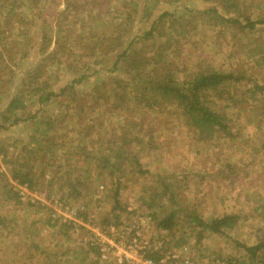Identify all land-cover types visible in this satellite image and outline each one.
Wrapping results in <instances>:
<instances>
[{"label": "rangeland", "instance_id": "1", "mask_svg": "<svg viewBox=\"0 0 264 264\" xmlns=\"http://www.w3.org/2000/svg\"><path fill=\"white\" fill-rule=\"evenodd\" d=\"M135 1L0 0V264H92L101 253L107 257L105 264H119L116 259L123 249H116L115 241L130 239L137 231L140 240L149 244V256L165 254L163 247H171L181 258L196 263L242 259L243 245H254L264 237V150L260 149L264 91L256 92L253 85L264 83V25L238 31L236 25L214 20L212 16L218 14L213 11L187 17L192 25L197 23L196 29L181 38L180 52L169 57L177 63L178 80L206 69L245 72L247 79L224 86L223 93H210V104L230 128L206 137L186 123L175 101L148 90L143 95L140 78L124 72L122 61L118 69L113 66L117 57L110 45L118 46L115 28L125 21L124 9L136 11L138 19L128 25L124 47L152 43L139 41L152 18L146 20V9ZM163 1L150 3V9L156 7L154 16L170 8ZM217 1L181 0V4L198 11L217 8ZM240 9L261 19L264 0H240ZM44 35L49 41H44ZM133 37L138 38L129 43ZM82 74L75 100L58 97L49 104L39 102L37 84L46 81L58 93ZM23 86L24 108L16 113L22 119L4 121L6 107ZM28 90L32 95H27ZM81 103L83 110L78 109ZM35 112L36 118L26 119ZM47 118L56 123L53 128L46 126ZM87 124L94 127L82 139L80 129ZM45 135L58 136L60 144L48 145ZM122 138L124 148L119 147ZM81 146L93 147L94 154H77ZM107 147H111V160L102 167ZM119 148L122 155L117 158L112 149ZM44 154L48 165L42 166ZM22 165L41 173L34 190L13 177L12 166ZM161 177L171 185L168 191ZM20 187L31 194L23 195ZM32 195L36 202H31ZM51 195L85 207L79 220L94 221L85 241L63 236L59 226L53 229L57 221L53 209L44 205ZM173 198L205 221L224 214H238L240 219L233 229L207 230L198 240L180 212L178 224L162 230L152 213L161 205L170 212L171 204L175 207ZM111 225L116 226L114 231Z\"/></svg>", "mask_w": 264, "mask_h": 264}, {"label": "trees", "instance_id": "2", "mask_svg": "<svg viewBox=\"0 0 264 264\" xmlns=\"http://www.w3.org/2000/svg\"><path fill=\"white\" fill-rule=\"evenodd\" d=\"M38 1L39 0H33V3L38 4ZM151 2L152 0L135 1L136 6L141 5V7L146 9V13H144L146 20H150L152 18L149 29L144 30L141 34L142 36L139 37V41H151V47L149 45L142 46L141 48L134 47L133 45L127 48L124 47L123 39L130 33L128 25L130 23L134 24L136 21H138V19L134 16L136 11L132 12L131 10L124 9L123 14L125 15V21L118 23L115 28V31L117 32L115 33L114 39L117 41L118 46L117 44L114 46L110 45V52L116 50L115 56L117 58L113 66L118 69V64L122 61L124 64V72L130 74L132 79L140 78L143 87L140 88L139 91L143 95H145L148 90V92H150L153 96H161L163 99H167L168 101H175L183 109V112L187 117L186 123L190 126L196 127L201 132L200 134L210 137L213 136L214 133L229 130L230 127L225 123L224 116L213 109L212 105L210 104V93L217 92L220 94L223 90L221 88L224 86L247 80L246 73L221 72L214 69H206L190 73L189 75H186L184 80L179 81L176 76L177 63L169 57L172 53L176 55L175 51H178V53L180 52L183 46L181 38L184 37L185 34L187 35L196 29L197 23L192 25V22L187 20L189 15L195 16V13L203 14L208 13V11H213L218 14L217 16H212L214 20H221L224 23L236 25L238 27V31H243L246 28L252 30L259 25H264V16L262 15L261 19L257 20L251 17V14L245 15L244 10H238L240 0H218L217 8L210 10L199 9L198 11L188 8L186 5H182L181 0H166L163 1L166 2L163 4L169 5L170 8L164 9L159 13L158 16H154L153 14L156 7L150 9ZM218 7L222 10V13ZM234 13H236V15H234ZM59 15H62V11ZM242 20L245 21V23H242ZM139 21L142 22L140 19ZM9 23L10 22L8 21L7 25H9ZM47 36L48 35L43 36L45 42L49 41ZM136 38L138 37L128 38L131 40L129 43L134 42ZM155 39L159 40L158 43L155 41ZM98 43L99 41L93 43V50L96 49L95 46H97ZM139 43L140 45L145 44L141 42ZM108 48L109 46L104 47L105 50ZM151 51H153L152 54ZM54 53L55 52L52 54ZM127 63H129V67ZM131 69H135L136 72H131ZM93 72L95 73L97 71L93 69ZM83 76L84 74H82L80 78L72 80L70 84L64 85L58 93L51 90L49 84L46 81H43V85L37 84L34 90H36L35 93H41L38 99L39 102L41 104H49L51 101H53V99L55 100L58 97H61L66 102L70 101L69 98L75 100L73 96L79 94L77 91V84H79L84 79ZM38 80L40 79L38 78ZM248 83L253 82L250 81ZM253 85L256 92L262 93L264 91V83H254ZM134 90L136 89L134 88ZM256 92L254 93L256 94ZM32 93L33 91H27V95L29 96L32 95ZM155 93H157V95ZM25 94V87L23 86L20 91L12 97L4 111V121L11 120L12 122L16 123L22 119L18 117L16 113L18 110L22 111V108H24ZM141 99L142 98L140 97V100ZM113 106L114 104H112L110 108ZM116 108L117 110L115 111L119 112V107L116 106ZM78 109H84L83 103L78 106ZM36 116L37 112L28 115L26 119L33 120L36 118ZM53 123L54 122L52 119H46L47 127L53 128V126L56 124ZM93 127L94 124H87L82 129H80V131H82L80 137L83 139L86 135L90 136L88 129ZM44 138L47 139L48 145L53 146L60 144L58 141V136L49 137L45 135ZM136 138L137 136L133 137L135 140ZM124 139L125 138L121 139L119 144L120 148H124ZM38 143L40 142L38 141ZM120 148L118 150L112 149L113 155L115 154L117 158H120V155H122L120 153ZM29 150H31V153L34 152L33 147H31ZM94 150L95 149L93 147L89 149L87 146H81L80 151H78L77 154L84 153L86 156H89V154H94ZM0 151L3 152L2 149H0ZM48 153H46V155ZM110 155L111 147H107L106 155L103 158V161L100 160L103 164L102 167H104L106 163H110ZM4 160L6 159L4 158ZM45 160L46 156L44 154L41 158L42 166L48 165V161ZM96 163H98L99 167L98 160ZM12 168L14 179L18 180L21 184H28L30 189H33V186L39 184L41 178L40 171L32 172V169H30L28 166L26 167V165H22L16 169L12 166ZM161 179L163 182L162 185L164 186V191H168L171 185L166 183L162 177ZM117 188L115 189L116 193L118 191ZM75 192H77V190H75ZM171 203H173L175 207H172L171 204L170 212L164 211V205H161L162 208L159 211L152 213V217L158 220V227L162 230H172L173 227L178 224L176 222V214L183 212L184 214L182 217L184 224L191 228V232L197 233L198 240L203 237L204 232L207 230L213 233H222L224 230L233 229L240 219L238 214H224L212 219L211 221H205L198 214H196L195 211H189V209L183 203H181L180 200L178 201L173 198ZM160 215H162L161 218H159ZM243 248L245 252L243 258L226 260L228 264H264V237L260 238L254 245H243ZM151 256L150 258L153 260L158 259L155 254H152Z\"/></svg>", "mask_w": 264, "mask_h": 264}, {"label": "built area", "instance_id": "3", "mask_svg": "<svg viewBox=\"0 0 264 264\" xmlns=\"http://www.w3.org/2000/svg\"><path fill=\"white\" fill-rule=\"evenodd\" d=\"M20 188L24 190L22 192L23 195L31 194V192L25 187ZM34 198L35 197L32 195L31 202L36 201ZM47 199L48 201H45L46 204L44 205L51 206L53 209L52 215L56 220H59L62 223L71 221L77 224L82 223V220H79V216L80 213L83 212V209H85L83 205L72 204V202L62 200L54 195L49 196ZM91 221L93 220L90 218L88 222ZM111 228L114 231L116 226L111 225L110 229ZM140 237L141 233L137 231L130 239L120 237L119 240L115 241V248L118 249V247L121 246L123 249V255H120L119 257L117 256L116 259L119 264H139L138 261L141 262V264H228L226 260L222 259H213L212 261L196 263L190 257L181 258L180 254L175 251L174 248H165L162 245H160V249L163 247V250L166 251L165 254L162 253L157 256V260H153L149 256V244L147 242H142ZM94 242L97 244L96 240H94ZM106 258L105 253H101L100 257L93 261L92 264H105Z\"/></svg>", "mask_w": 264, "mask_h": 264}, {"label": "crops", "instance_id": "4", "mask_svg": "<svg viewBox=\"0 0 264 264\" xmlns=\"http://www.w3.org/2000/svg\"><path fill=\"white\" fill-rule=\"evenodd\" d=\"M260 149L264 150V143H262V145L260 146ZM260 206H262V205H260ZM81 222L82 223H78V224L77 223H71V222H64V223H62L61 221L57 220V221H54L53 222V225H54V228L53 229H55L56 227L59 226L62 229L61 233L63 234V236H65V235H68V236L69 235H73L74 238L75 237H81L85 241L86 238L84 236H85V234L88 231L87 229L91 227V223L94 222V221H91V222H88L87 223V222H85V220H82ZM56 241L57 242L53 243V246H56L58 244V240H56ZM62 242H64V238H62ZM60 244H62V243H60ZM64 253H65V251L63 249V252L59 255L60 256L59 257L60 259L61 258H64V256L61 257V255H64ZM54 254H57V252H55ZM55 258H57V257H55ZM90 258H91V261H92L94 259V254L90 255ZM61 260L63 261L64 259H61ZM55 263H57V262H55Z\"/></svg>", "mask_w": 264, "mask_h": 264}]
</instances>
